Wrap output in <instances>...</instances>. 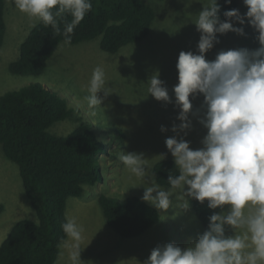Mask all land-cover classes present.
I'll list each match as a JSON object with an SVG mask.
<instances>
[{
  "label": "clouds",
  "instance_id": "1",
  "mask_svg": "<svg viewBox=\"0 0 264 264\" xmlns=\"http://www.w3.org/2000/svg\"><path fill=\"white\" fill-rule=\"evenodd\" d=\"M12 3L34 21L33 27L42 23L61 34L62 23L66 45L71 44L74 30L93 8L92 0ZM243 4L246 13L227 10L222 21L218 0L202 3L193 21L200 33L198 54L181 51L176 63L178 83L173 92L180 124L171 129L176 135L165 140L178 174H169L166 189L155 179L141 184L145 188L142 200L161 212L170 208L187 211L192 200L201 204L207 201L209 209L220 211H213L207 229L189 246L158 245L143 264H264V0H243ZM246 21L258 33V48L220 50L214 60L206 59L205 54L219 43L217 34L243 36L244 28L234 23L243 26ZM146 84L147 95L172 102L158 72ZM86 91L84 100L94 116L112 93L101 66L93 69ZM101 92L103 96L98 95ZM197 95L203 96V103L194 112L192 99ZM190 115L207 130L202 147L195 150L183 137L177 138L191 130ZM161 131L167 129L161 126ZM118 159L138 179L147 178L148 163L143 153L122 151ZM61 229L73 242L72 264H81L83 227L65 215Z\"/></svg>",
  "mask_w": 264,
  "mask_h": 264
},
{
  "label": "rangeland",
  "instance_id": "2",
  "mask_svg": "<svg viewBox=\"0 0 264 264\" xmlns=\"http://www.w3.org/2000/svg\"><path fill=\"white\" fill-rule=\"evenodd\" d=\"M239 1V11L243 15L247 8L243 0ZM202 3H207V0L155 2L152 6L156 12V20L149 35L142 41L127 45L113 55L102 52L97 40L78 45L61 43L48 60L41 76L20 77L12 75L8 71V65L18 58L19 44L33 27L34 21L16 9L12 0H4L7 31L0 50V96L9 91L20 90L30 83H40L51 93L64 98L78 113L76 116L88 120L105 146L99 160L102 181L94 187H88L82 198H70L67 201L66 215L74 217L84 229L80 242L81 264H143L158 245L175 243L185 248L204 232L191 207L187 211L170 208L167 212L158 210L159 223L140 236L121 238L106 224L97 205V199L102 194L117 200L128 196L142 199L145 188L141 184L150 183L153 179V165L162 159L174 160L165 140L176 135L171 129L174 124H180L177 119L180 110L175 106L173 92V87L178 83L176 63L181 51L198 54L200 33L193 21L202 10ZM234 26L243 27L245 35L234 32L217 34L219 43L214 44L205 54L206 59L214 60L220 50H254L260 46L256 39L258 33L247 21L243 26L239 23H234ZM97 66L104 69L106 86L111 88L112 93L103 100L93 116L84 97L88 94L86 87L92 71ZM157 72L159 79L168 88L172 101L170 103L157 101L147 95L146 83ZM98 95L103 96V92ZM202 103V95L192 99L193 111L200 109ZM189 118L192 121L191 130L186 136L181 132L177 138L183 137L195 150L202 147L201 140L207 130L198 122L197 117L190 115ZM75 125L72 120L59 122L51 132L66 135ZM161 126L167 131L162 132ZM116 129L121 130L126 137L121 145L109 136L116 135ZM115 149L117 151H113ZM122 151L143 153L148 163L146 179H138L127 170L118 159ZM0 204L3 206L0 215V242L17 221L36 219L25 195L17 166L4 157L1 149ZM72 243L67 238L62 244L55 264H72Z\"/></svg>",
  "mask_w": 264,
  "mask_h": 264
},
{
  "label": "trees",
  "instance_id": "3",
  "mask_svg": "<svg viewBox=\"0 0 264 264\" xmlns=\"http://www.w3.org/2000/svg\"><path fill=\"white\" fill-rule=\"evenodd\" d=\"M159 1L163 0H92V11L74 30L70 45L97 40L102 52L116 54L149 35L156 20L152 5ZM218 4L222 21L226 19L224 11L239 10L241 5L239 0H218ZM60 27L61 34H55L50 26L36 23L20 42L18 58L8 65V71L20 77L41 76L48 60L64 43L62 23ZM6 31L5 4L0 0V50ZM76 114L64 98L40 83L0 96V149L17 166L36 216L11 227L0 242V264H55L67 240L61 224L68 199L82 198L88 187L102 181L99 160L105 146L94 126ZM71 120L76 125L70 133L51 132L59 122ZM115 133L109 136L123 144L124 133L118 129ZM169 174H178L171 159L157 161L151 170L152 178L163 188H168ZM97 205L106 224L121 238L138 237L159 223L158 210L137 196L117 200L102 194ZM190 207L205 231L208 217L217 209H209L207 201L201 204L196 200ZM2 212L0 204V215Z\"/></svg>",
  "mask_w": 264,
  "mask_h": 264
}]
</instances>
